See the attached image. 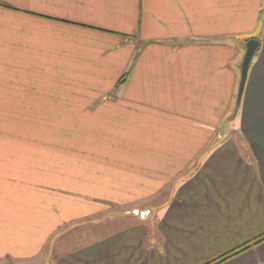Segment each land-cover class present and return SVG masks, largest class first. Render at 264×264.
<instances>
[{"label": "crops", "instance_id": "1", "mask_svg": "<svg viewBox=\"0 0 264 264\" xmlns=\"http://www.w3.org/2000/svg\"><path fill=\"white\" fill-rule=\"evenodd\" d=\"M0 106V264H264V0H0Z\"/></svg>", "mask_w": 264, "mask_h": 264}, {"label": "water", "instance_id": "2", "mask_svg": "<svg viewBox=\"0 0 264 264\" xmlns=\"http://www.w3.org/2000/svg\"><path fill=\"white\" fill-rule=\"evenodd\" d=\"M259 49H260L259 40L251 39L245 44L244 58L242 63L240 64L241 79H240L239 90L237 94L236 105H235L234 113L232 115V119H235L237 117V114L241 108V103L249 75V70L251 68L254 58L257 56L259 52Z\"/></svg>", "mask_w": 264, "mask_h": 264}, {"label": "rangeland", "instance_id": "3", "mask_svg": "<svg viewBox=\"0 0 264 264\" xmlns=\"http://www.w3.org/2000/svg\"><path fill=\"white\" fill-rule=\"evenodd\" d=\"M260 49H261V44H260ZM260 49H259V52H260ZM259 52H258V54H259ZM258 54H257V56H258ZM252 64H253V62H252ZM13 109H19V107L15 106V107H13ZM6 113L8 114V111H6L4 106H0V135L1 134H8V133H11V132L12 133H19V127L18 126H14L13 122H8V121L4 120L5 118H7V116H6L7 114ZM11 113H14L13 110L11 111Z\"/></svg>", "mask_w": 264, "mask_h": 264}, {"label": "trees", "instance_id": "4", "mask_svg": "<svg viewBox=\"0 0 264 264\" xmlns=\"http://www.w3.org/2000/svg\"><path fill=\"white\" fill-rule=\"evenodd\" d=\"M125 79H126V77H125ZM123 81H124V80H123ZM262 239H264V236H262L261 238H259V240H262ZM257 241H258V240H257ZM248 247H249V245H245V246H243V247H241V248H239V249H236V250H234V251H232V252H230V253H228V254H225V255H223V256H219V257H217L216 259H214L213 261H211V262L208 263V264H219V263H221L222 261H225L226 259H228V258H230V257H232V256H234V255H236V254H238V253L244 251V250L247 249Z\"/></svg>", "mask_w": 264, "mask_h": 264}]
</instances>
